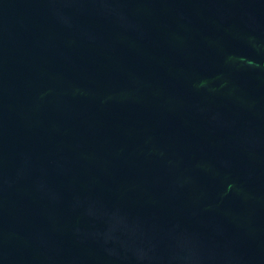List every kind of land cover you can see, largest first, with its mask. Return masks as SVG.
<instances>
[{
  "label": "water",
  "instance_id": "obj_1",
  "mask_svg": "<svg viewBox=\"0 0 264 264\" xmlns=\"http://www.w3.org/2000/svg\"><path fill=\"white\" fill-rule=\"evenodd\" d=\"M0 264H264V0H0Z\"/></svg>",
  "mask_w": 264,
  "mask_h": 264
}]
</instances>
